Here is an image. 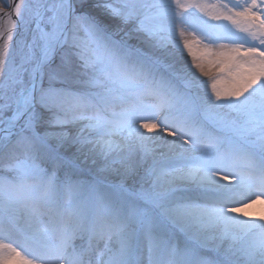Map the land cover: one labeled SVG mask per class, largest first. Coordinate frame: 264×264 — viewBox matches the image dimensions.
Listing matches in <instances>:
<instances>
[{
	"label": "snow or ice",
	"instance_id": "obj_1",
	"mask_svg": "<svg viewBox=\"0 0 264 264\" xmlns=\"http://www.w3.org/2000/svg\"><path fill=\"white\" fill-rule=\"evenodd\" d=\"M0 20V264H264V0Z\"/></svg>",
	"mask_w": 264,
	"mask_h": 264
},
{
	"label": "bare ground",
	"instance_id": "obj_2",
	"mask_svg": "<svg viewBox=\"0 0 264 264\" xmlns=\"http://www.w3.org/2000/svg\"><path fill=\"white\" fill-rule=\"evenodd\" d=\"M3 21L2 20H0V26H3ZM259 206H257V208H258Z\"/></svg>",
	"mask_w": 264,
	"mask_h": 264
},
{
	"label": "rangeland",
	"instance_id": "obj_3",
	"mask_svg": "<svg viewBox=\"0 0 264 264\" xmlns=\"http://www.w3.org/2000/svg\"><path fill=\"white\" fill-rule=\"evenodd\" d=\"M20 31H22V29H20ZM88 167H90L91 168V162L89 161V165H88Z\"/></svg>",
	"mask_w": 264,
	"mask_h": 264
}]
</instances>
